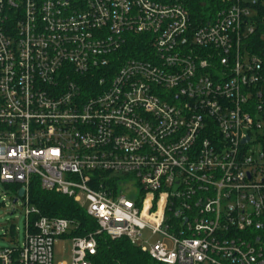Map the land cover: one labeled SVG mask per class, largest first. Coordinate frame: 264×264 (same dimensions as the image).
Listing matches in <instances>:
<instances>
[{
  "label": "built area",
  "instance_id": "2783aa9c",
  "mask_svg": "<svg viewBox=\"0 0 264 264\" xmlns=\"http://www.w3.org/2000/svg\"><path fill=\"white\" fill-rule=\"evenodd\" d=\"M34 178L157 262L264 264V0H0V181L25 204L0 264H92V233L54 263L72 224L31 221Z\"/></svg>",
  "mask_w": 264,
  "mask_h": 264
},
{
  "label": "trees",
  "instance_id": "16d2710c",
  "mask_svg": "<svg viewBox=\"0 0 264 264\" xmlns=\"http://www.w3.org/2000/svg\"><path fill=\"white\" fill-rule=\"evenodd\" d=\"M195 1V0H193ZM216 2V0H209ZM138 37L131 44L124 46L125 56L140 55L141 46ZM18 195L19 185L15 183H3ZM29 204L38 210V214H31L30 219L34 221L39 216L62 217L68 219L71 230L66 237L85 236L94 234L98 225L85 211L84 207L72 198L54 190L47 191L41 188L37 179H32L28 186ZM95 235L96 253L90 257L92 264H164L153 260L147 252L138 246L131 244L125 237L111 239L106 233Z\"/></svg>",
  "mask_w": 264,
  "mask_h": 264
},
{
  "label": "rangeland",
  "instance_id": "374dc122",
  "mask_svg": "<svg viewBox=\"0 0 264 264\" xmlns=\"http://www.w3.org/2000/svg\"><path fill=\"white\" fill-rule=\"evenodd\" d=\"M15 199V193L0 181V247L12 246L23 242L25 204L22 199ZM80 203L83 207L87 202L82 197ZM143 237L149 242H155L158 237L150 236L147 231ZM71 240L68 237L57 239L53 245L54 263L70 261Z\"/></svg>",
  "mask_w": 264,
  "mask_h": 264
},
{
  "label": "water",
  "instance_id": "95a60500",
  "mask_svg": "<svg viewBox=\"0 0 264 264\" xmlns=\"http://www.w3.org/2000/svg\"><path fill=\"white\" fill-rule=\"evenodd\" d=\"M23 194H24V189H23V188H20V189L18 190V197H22ZM14 201H16V199H14Z\"/></svg>",
  "mask_w": 264,
  "mask_h": 264
}]
</instances>
